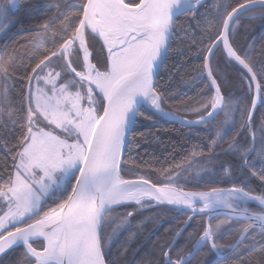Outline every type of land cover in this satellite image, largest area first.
Here are the masks:
<instances>
[{"label": "snow or ice", "instance_id": "snow-or-ice-1", "mask_svg": "<svg viewBox=\"0 0 264 264\" xmlns=\"http://www.w3.org/2000/svg\"><path fill=\"white\" fill-rule=\"evenodd\" d=\"M17 25L0 264H264V0H0Z\"/></svg>", "mask_w": 264, "mask_h": 264}, {"label": "trees", "instance_id": "trees-1", "mask_svg": "<svg viewBox=\"0 0 264 264\" xmlns=\"http://www.w3.org/2000/svg\"><path fill=\"white\" fill-rule=\"evenodd\" d=\"M27 23V22H26ZM250 23H254L255 26L258 28L259 26V21H255V22H250V21H245V24H250ZM255 35L259 36V33L258 32H254ZM244 33H243V29H241V36H243ZM27 36V33L25 32H21L19 30V25L13 27L11 29V31L8 33V36L3 38V40H0V43L4 42V41H7L13 45L16 44V42L18 41L20 44H26V39L25 37ZM243 42V41H242ZM260 43H257L256 44V48L259 49L260 48ZM257 55L259 54L258 52L256 53ZM175 227L176 225L175 224H172V225H169V224H164L158 232L154 233L151 237V240H155L157 237L159 236H163L164 235V229L165 228H168V227ZM151 225H149V230L151 229ZM145 236H148V231H145L144 233ZM123 238H121L122 240ZM182 242V241H181ZM224 243H231L233 242V237L232 236H226L224 241ZM141 243H143V238H141ZM151 243V241H149V244ZM137 245H133V248H136ZM131 255V253H130ZM201 256L203 255V253L200 254ZM197 259H199V256L197 257ZM193 264H196V261L194 260L193 261Z\"/></svg>", "mask_w": 264, "mask_h": 264}]
</instances>
